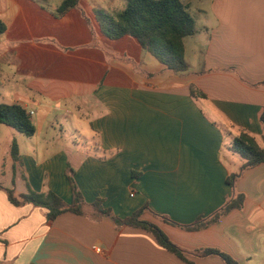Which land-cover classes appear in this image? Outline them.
Masks as SVG:
<instances>
[{"label": "crops", "instance_id": "0c3cea01", "mask_svg": "<svg viewBox=\"0 0 264 264\" xmlns=\"http://www.w3.org/2000/svg\"><path fill=\"white\" fill-rule=\"evenodd\" d=\"M60 3L0 0V104L33 111L36 127L28 137L0 124V182L18 194L30 187L71 203L72 169L89 204L101 198L120 218L148 205L142 219L189 252L192 264H224L193 256L198 248L264 264V163L243 171L234 188L227 180L244 163L231 150L242 130L264 148V0H211L216 22L202 65L178 74L135 38L103 35L95 8L83 0L58 17ZM191 86L205 97L192 96ZM60 109L64 121L92 133H51L63 127ZM13 141L21 158L16 175ZM235 192L245 195L243 208L201 230L151 213L189 225ZM86 212L48 222L40 207H16L0 190V264H189L150 232Z\"/></svg>", "mask_w": 264, "mask_h": 264}, {"label": "trees", "instance_id": "16d2710c", "mask_svg": "<svg viewBox=\"0 0 264 264\" xmlns=\"http://www.w3.org/2000/svg\"><path fill=\"white\" fill-rule=\"evenodd\" d=\"M81 0H62L56 9L58 17L64 16L70 10L79 8ZM95 18L99 24L103 35L111 40H117L125 36L135 38L141 47L152 54L160 63L164 64L174 73H184L188 71V63L185 59V38L196 33L195 21L189 12V8L181 0H125L124 8L113 14H105L100 10H94ZM6 26L0 21V33H3ZM191 95L205 94L199 92L191 86ZM264 129V111L261 115ZM0 124L7 125L25 136H33L36 127L27 110L20 104H0ZM231 150L238 153L244 160L240 173H233L228 177V182L234 188V181L246 169L264 163V148L261 147L255 138L248 132L242 130L231 144ZM11 157L13 159L14 175L21 165L19 148L15 141L11 146ZM73 170L69 180L71 183L73 201L67 203L58 194L47 191L37 192L28 187L24 193L18 194L14 188L5 187L0 182V190L7 195L9 202L18 207L30 204L44 210L45 218L48 222H53L58 216L64 213L77 215L90 214L96 217H109L117 227L130 226L142 228L150 232L158 243L169 252L176 255L181 260L192 264L187 259V252L169 237L154 223L142 219L146 211H150L148 205H144L130 216L120 218L116 216L111 208L104 206V200L97 198L92 203H87L82 192L78 189L73 176ZM245 195L235 192L223 206L216 212L207 216L199 217L194 223L181 225L166 216L151 212L154 216L179 226L188 231H197L213 225L226 214L235 209H242L244 206ZM195 257H219L224 264H239V262L226 252L217 248H198L190 252Z\"/></svg>", "mask_w": 264, "mask_h": 264}, {"label": "rangeland", "instance_id": "374dc122", "mask_svg": "<svg viewBox=\"0 0 264 264\" xmlns=\"http://www.w3.org/2000/svg\"><path fill=\"white\" fill-rule=\"evenodd\" d=\"M52 1L54 4L60 3L62 0H44ZM183 3H189L188 8L195 21L196 33L193 36L185 38L184 47L186 51V62L189 67L198 68V65H202L203 55L205 51V43L207 41V31L209 27L215 24V18L211 15L209 10V3L211 0H203V4L199 5V0H181ZM84 7L91 9L95 8L105 14H113L124 8L125 0H83ZM94 17V16H93ZM1 36V35H0ZM59 72H54L57 75ZM60 107L64 109V105L60 104ZM61 119V126L55 125V130H50L51 133L62 134L63 136H69L74 132V128L81 129L82 133L90 135V126L81 127L77 120L70 122L64 121L63 115H66L64 110L55 111V114ZM63 118V120H62ZM37 119V118H36ZM78 125V126H77ZM46 131V130H44Z\"/></svg>", "mask_w": 264, "mask_h": 264}, {"label": "built area", "instance_id": "2783aa9c", "mask_svg": "<svg viewBox=\"0 0 264 264\" xmlns=\"http://www.w3.org/2000/svg\"><path fill=\"white\" fill-rule=\"evenodd\" d=\"M33 113H34V112H33V111H31V112H29V115L31 116Z\"/></svg>", "mask_w": 264, "mask_h": 264}]
</instances>
